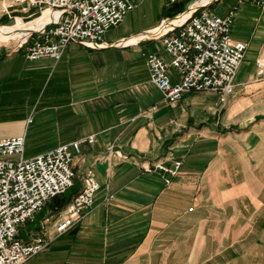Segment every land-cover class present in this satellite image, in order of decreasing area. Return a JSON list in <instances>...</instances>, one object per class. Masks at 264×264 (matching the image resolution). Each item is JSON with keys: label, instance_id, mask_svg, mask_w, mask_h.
Returning <instances> with one entry per match:
<instances>
[{"label": "crops", "instance_id": "obj_1", "mask_svg": "<svg viewBox=\"0 0 264 264\" xmlns=\"http://www.w3.org/2000/svg\"><path fill=\"white\" fill-rule=\"evenodd\" d=\"M195 1L184 10L178 0L168 8L173 16L161 6L144 22L151 4H136L102 44L70 43L59 60H30L21 44L0 47V141L25 137V159L82 142L66 194L72 200L89 172L100 184L94 205L68 232H56L60 212L52 209L25 237L19 230L26 242L43 235L49 243L25 264H264V80L235 81L224 103L216 93L205 104L202 92H191L175 106L151 80L148 55L168 64L171 57L162 32L149 33ZM217 1L203 0L201 9ZM235 7L232 37L259 57L264 10L239 0ZM169 75L180 82L172 67ZM91 136L95 143L84 141ZM159 162L182 163L169 185L162 173L144 171Z\"/></svg>", "mask_w": 264, "mask_h": 264}, {"label": "built area", "instance_id": "obj_2", "mask_svg": "<svg viewBox=\"0 0 264 264\" xmlns=\"http://www.w3.org/2000/svg\"><path fill=\"white\" fill-rule=\"evenodd\" d=\"M138 0H0V14L17 23L20 14L33 16L34 11L58 13L59 17L41 30L21 40L30 60L52 57L59 60L70 43L96 47L105 34L121 25L135 9ZM178 0H171L176 4ZM256 3L264 10V0H239ZM237 7L225 17L201 9L194 12L178 28L158 34L168 64L156 54L147 57L151 80L167 102L177 105L187 93L213 92L222 103L236 90V77L244 62L248 44L235 41L232 29ZM172 67L180 76L174 84L169 75ZM256 77L264 80V54L256 59ZM97 141L95 136L84 140ZM82 142L63 145L31 159L24 158L25 137L0 141V264H25L48 246L45 236H35L26 242L19 236L21 226L33 222L56 197L75 186L72 167L74 151L79 153ZM14 157L18 158L13 159ZM182 163L173 168L159 162L145 167L147 173L159 172L167 185L176 177ZM82 189L60 212L55 221L58 234H64L78 224L95 202L100 184L89 172ZM112 199V196L109 197Z\"/></svg>", "mask_w": 264, "mask_h": 264}, {"label": "rangeland", "instance_id": "obj_3", "mask_svg": "<svg viewBox=\"0 0 264 264\" xmlns=\"http://www.w3.org/2000/svg\"><path fill=\"white\" fill-rule=\"evenodd\" d=\"M194 1V0H180V3H182V5L184 4V10L187 9V6H189V4ZM141 2H148L151 4V8L150 11L148 12V14L146 15V17L143 19L144 21H148V20H153L155 18L158 17L159 15V11H160V7H164L166 10V14L168 13L169 15L173 16L175 12L169 11L168 8L170 6H174L171 5V0H138L136 1V4H139ZM237 2V0H219L217 2H213L211 4V6H209L208 8H206V11H209L211 13H215L219 16H226L231 7ZM195 2H193L191 4L190 9L188 10V12L191 10L192 7L195 6ZM197 4V3H196ZM177 8L178 11H181L183 8L180 6V4H177L175 6ZM176 10V11H177ZM41 12L38 11V13L31 17V18H26L23 21L25 23H29L33 20H35L36 18H38L41 14ZM27 14H20V16H26ZM19 19V18H18ZM17 19V21H18ZM7 20V19H6ZM6 20H2L0 21V29L4 28V29H8V30H12L14 28L21 30V32H25V27L18 25L15 21L11 22L9 25H4L2 23H7L8 21ZM7 26V27H5ZM30 25H27V27H29ZM234 26V25H233ZM21 43V38H17L15 37L13 34L11 36L9 35H5L3 33L0 34V47L1 46H5V45H9V46H13V47H17L19 44ZM256 59H257V53L254 50H250L247 52L244 62L240 68V71L236 77V83H246V82H251L253 79V76H255L256 73ZM214 93H201L199 94V96L202 98V101L205 102V104H214L217 100V98L215 97V95H213ZM203 117H206L205 114H203ZM211 119V116H210ZM24 158H26V156H24ZM13 159H18L16 157H14ZM50 207L47 205L46 209L41 212L40 214H38L35 218V220L37 219V217L39 216L40 218H47L48 215V211H50ZM32 223V222H30ZM25 224L23 226L20 227V235L22 237H25L26 233H27V227L29 226V224Z\"/></svg>", "mask_w": 264, "mask_h": 264}, {"label": "bare ground", "instance_id": "obj_4", "mask_svg": "<svg viewBox=\"0 0 264 264\" xmlns=\"http://www.w3.org/2000/svg\"><path fill=\"white\" fill-rule=\"evenodd\" d=\"M202 2H203V0L197 1L196 2L197 4L195 3V6L192 7L189 12H186L185 14L178 16L174 21H172L169 24H163L162 26H160L156 30L150 32L149 35L151 36L152 34H154L156 32L157 33L165 32L169 29H172V28L177 27L180 24L184 23L190 16H192V14L195 10L202 7V5H203ZM58 17H59L58 13H50L49 11H45L41 16H39L38 18L35 19V20H41L40 24L37 26H36V24H33L35 22V20H33L29 23H25L21 18H19L17 21V24L25 27V30H24L25 32H21V30H18L16 28H14L12 30L1 28L0 34L3 33L5 35H9V36H11L13 34L15 37H17V38L20 37L21 40H24L27 38L28 35L36 32V31L43 30L47 26L48 23H50L51 21H54ZM27 25H30V26L27 27ZM147 34H145V35H147Z\"/></svg>", "mask_w": 264, "mask_h": 264}, {"label": "trees", "instance_id": "obj_5", "mask_svg": "<svg viewBox=\"0 0 264 264\" xmlns=\"http://www.w3.org/2000/svg\"><path fill=\"white\" fill-rule=\"evenodd\" d=\"M181 12H183V11H181ZM70 201L71 200H69L67 194H64V195H61V196H58V197L54 198L50 202L49 207L55 213H59V212H61L67 206V204H69Z\"/></svg>", "mask_w": 264, "mask_h": 264}, {"label": "water", "instance_id": "obj_6", "mask_svg": "<svg viewBox=\"0 0 264 264\" xmlns=\"http://www.w3.org/2000/svg\"><path fill=\"white\" fill-rule=\"evenodd\" d=\"M201 8H203V7H201ZM201 8H199V9H201ZM199 9H197V10H199ZM196 11V10H195Z\"/></svg>", "mask_w": 264, "mask_h": 264}]
</instances>
